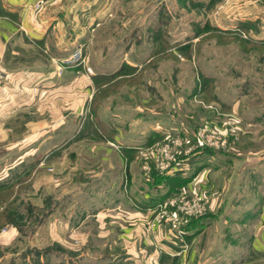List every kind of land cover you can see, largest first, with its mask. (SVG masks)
Returning a JSON list of instances; mask_svg holds the SVG:
<instances>
[{
  "label": "rangeland",
  "instance_id": "374dc122",
  "mask_svg": "<svg viewBox=\"0 0 264 264\" xmlns=\"http://www.w3.org/2000/svg\"><path fill=\"white\" fill-rule=\"evenodd\" d=\"M96 22L84 44L47 62L57 77L74 69L65 89L55 90L53 77L51 87L42 82L19 93L16 78L0 72V182L19 178L16 193L13 184L0 193V201L11 199L0 232L12 224L45 236L49 216L61 213L63 240L41 246L38 264L111 255L101 251L103 240L114 244L103 212H113V197L131 182L138 194L156 188L159 197L164 172L157 166L167 162L166 149L168 159L171 152L188 159L179 174L190 177L184 195L166 200L204 206L198 216L180 213L183 224L190 232L212 222L222 229L218 260L234 252L253 260L254 235L262 233L257 242L264 247V0H113ZM77 47L83 62L58 71ZM103 68L115 72L96 73ZM203 128L219 137L198 142ZM129 140L134 145L125 147ZM187 146H194L190 155ZM165 218L158 222L154 209L157 223L184 232L182 222ZM13 246L0 245V257Z\"/></svg>",
  "mask_w": 264,
  "mask_h": 264
},
{
  "label": "crops",
  "instance_id": "0c3cea01",
  "mask_svg": "<svg viewBox=\"0 0 264 264\" xmlns=\"http://www.w3.org/2000/svg\"><path fill=\"white\" fill-rule=\"evenodd\" d=\"M36 1L0 0V72L8 78V81L16 78L22 86L15 90L19 93H25L23 91L29 88L26 85L31 87L30 92H32L35 90L34 85L38 86L42 82L47 87L52 85L55 90L70 86L72 77L75 76L74 69H65L57 77L54 69L49 67V64L47 66V62L61 59L68 54L74 43L84 44L87 38L85 35L93 24H97L96 21L104 20L113 0H45V4L40 9L33 10L32 5ZM114 72L112 68L96 71L106 76ZM51 78L54 79V83L49 81ZM83 78L90 81L86 75H83ZM85 91H89L87 85ZM132 138L130 140H133ZM130 140L124 143L125 147L134 145ZM207 168L209 167H206V171H208ZM35 172L32 171V178ZM129 173L133 175L131 179L133 180L136 176L135 171L130 169ZM1 174H3L2 171L0 176ZM127 176L129 177L128 172ZM161 185L159 197L155 196L156 188L154 191L140 190L138 194L137 187H131L132 182L128 185L129 187L124 188V191L119 190L120 195L113 197L111 202L113 212H103L105 217L101 220L107 223V230L111 225L110 231L114 234V244L109 245L106 240H103L101 245V251L104 253L108 248L107 252H111V255L102 256V254L98 258L89 260L87 256L81 254L78 255L77 261L66 259L60 260L59 263L252 264L255 262L264 264V247L257 242L262 233L254 235L249 253L253 260H245V256L239 252H234L228 258L223 256L221 260H218L216 256L220 250L224 249L221 243L219 246H215L214 243L218 234L221 236L222 229H217L214 222L205 227H199L195 232H190L189 228L186 230L187 223L184 225L182 222L184 232L181 231V235H178L179 228L171 230L170 224L157 223L153 219L155 207L173 193V191L170 192L168 183L163 182ZM102 201L103 204H107L109 199L104 198ZM263 213L264 209L261 216H258L259 220L263 219ZM31 217H34V213H31ZM49 217L51 218L47 220L48 227L46 231L44 230L45 236L41 235L39 228L23 232L12 224L1 231L0 245L10 248V245L14 244V249H9L10 253L1 255L0 264H38L42 260L37 253L41 246L62 242L63 236L59 234L61 227L56 221L59 220L58 217L63 216L61 213L54 212ZM19 240H25L26 244H15ZM0 251L5 252L1 248Z\"/></svg>",
  "mask_w": 264,
  "mask_h": 264
},
{
  "label": "built area",
  "instance_id": "2783aa9c",
  "mask_svg": "<svg viewBox=\"0 0 264 264\" xmlns=\"http://www.w3.org/2000/svg\"><path fill=\"white\" fill-rule=\"evenodd\" d=\"M45 0H38L34 3L33 6V10H38L42 5L45 4ZM83 57H82V49L80 47H77L75 49V51L72 53V55L67 58L64 59L62 61H60L58 63V65L56 66L58 71H61L63 67L65 66H69L75 63H79V62H83ZM85 68V72L92 74V71L90 69V67L88 66H84ZM226 133V132H225ZM219 137V132L217 131H208L206 128H203L199 131L198 134H196V137L198 142L202 143V144H207V142H209L211 140V138L213 137ZM199 138H207L206 141L205 139H199ZM181 143V141H180ZM185 143H187L185 141ZM179 146V142L176 139L175 142V147ZM194 146H187L185 147V151L184 154L185 155H190L194 152ZM180 151V150H179ZM165 153H166V158H167V162L165 164H163V162H161L160 166H157L160 171H163L164 173H181L185 170H187V168H189L188 166V159H182V158H178V153L174 152L170 155V158L168 159V151L165 149ZM180 153L182 154V152L180 151ZM179 153V154H180ZM187 192L186 188L184 186H182L181 191L179 192L180 195H184ZM167 205H170L172 207H174V209L168 213L166 211V207ZM204 211V206H201V204L197 201V200H193L192 199H187L185 198L184 201L180 200V201H175L174 198H170L168 200H164L162 203L157 204V206L155 207V219L159 222L161 220L164 219V217L166 216L165 220L167 221H172V222H184L186 220L187 217H181L180 213H182L184 216H198L201 215ZM164 221V220H163ZM182 224V223H181ZM182 232L178 231V235H181Z\"/></svg>",
  "mask_w": 264,
  "mask_h": 264
},
{
  "label": "trees",
  "instance_id": "16d2710c",
  "mask_svg": "<svg viewBox=\"0 0 264 264\" xmlns=\"http://www.w3.org/2000/svg\"><path fill=\"white\" fill-rule=\"evenodd\" d=\"M34 170V167H32L28 174H29V178L31 177L32 171ZM163 182L168 183L169 184V189L170 192H178L181 190L182 186H184V184L186 183V181H188L190 179V177L188 176H181V175H172L170 173H160ZM19 178H17L18 180ZM15 180L14 183L9 182L8 184H3L0 182V193L2 190L6 189V188H12V186L14 187V192L16 193L18 191V188L15 187V185L18 184V181ZM11 184H13L11 186ZM8 201H11V199H8L6 202L5 201H0V214L3 212H7L8 209H10V205L8 204ZM11 214H15V212H10ZM189 223V222H188ZM187 223V224H188ZM203 222H201L200 224H202ZM185 225V224H184ZM184 226L182 227L183 230ZM186 230L188 229L185 228Z\"/></svg>",
  "mask_w": 264,
  "mask_h": 264
}]
</instances>
